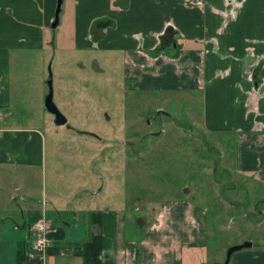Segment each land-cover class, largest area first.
I'll return each instance as SVG.
<instances>
[{"label": "crops", "instance_id": "1", "mask_svg": "<svg viewBox=\"0 0 264 264\" xmlns=\"http://www.w3.org/2000/svg\"><path fill=\"white\" fill-rule=\"evenodd\" d=\"M56 1L0 0V264H15L18 246L21 264H198L208 256L202 204L183 193L145 201L142 211L117 207L93 154L34 195L28 171H43L45 145L39 129L14 125L12 85L26 70L11 71V60L44 55ZM71 13L78 50L120 53L130 88L185 94L189 113L201 111L194 130L223 135L231 167L264 187V0H74ZM39 218L46 250L29 256ZM262 246L235 251L227 264H264ZM215 253L208 264H223Z\"/></svg>", "mask_w": 264, "mask_h": 264}, {"label": "rangeland", "instance_id": "2", "mask_svg": "<svg viewBox=\"0 0 264 264\" xmlns=\"http://www.w3.org/2000/svg\"><path fill=\"white\" fill-rule=\"evenodd\" d=\"M73 1L61 0L59 23L46 34L44 55L11 60V71L26 70L19 86L12 85L14 125L39 129L45 145L43 171H28L36 198L40 190L52 187V178H67L71 162L87 164L93 154V172L111 175L110 198L117 207L123 200L142 211L145 201L177 197L185 189L189 199L202 204L208 216V256L198 264L211 262L209 255L216 250L223 262L226 249L237 243L264 247V187L231 167L223 135L194 130L193 122L201 121L202 115L189 113L185 94L130 88L120 53L78 50L71 22ZM48 75L52 103L66 120L63 126H55L43 106ZM104 162L110 163L108 171L103 170ZM14 181L10 186L17 196ZM152 217L148 213L147 218Z\"/></svg>", "mask_w": 264, "mask_h": 264}, {"label": "water", "instance_id": "3", "mask_svg": "<svg viewBox=\"0 0 264 264\" xmlns=\"http://www.w3.org/2000/svg\"><path fill=\"white\" fill-rule=\"evenodd\" d=\"M61 0H57L56 1V5H55V10H54V16H53V21L51 23V27H55L57 24V14L59 12V5H60ZM47 84V93L44 96L43 99V106L44 109L47 113H49L50 115L53 116V123L55 126H63L66 123L65 118L59 113V111L56 109V107L54 106V104L52 103V92H51V81H50V75H48V79L46 81ZM187 192V190H184V194ZM251 246L250 242H242L240 244H236V245H232L229 246L226 251H225V257H224V261L223 264H227L228 259L230 257V255L232 253H234L235 251L241 250V249H245V248H249Z\"/></svg>", "mask_w": 264, "mask_h": 264}, {"label": "built area", "instance_id": "4", "mask_svg": "<svg viewBox=\"0 0 264 264\" xmlns=\"http://www.w3.org/2000/svg\"><path fill=\"white\" fill-rule=\"evenodd\" d=\"M47 224L44 219H37L30 227L29 256L42 255L45 253L47 238Z\"/></svg>", "mask_w": 264, "mask_h": 264}, {"label": "trees", "instance_id": "5", "mask_svg": "<svg viewBox=\"0 0 264 264\" xmlns=\"http://www.w3.org/2000/svg\"><path fill=\"white\" fill-rule=\"evenodd\" d=\"M166 32H168V29L165 31V33ZM23 257H24V253L22 251V248H21V246H18L17 250H16V253H15V264H21L22 261H23Z\"/></svg>", "mask_w": 264, "mask_h": 264}]
</instances>
